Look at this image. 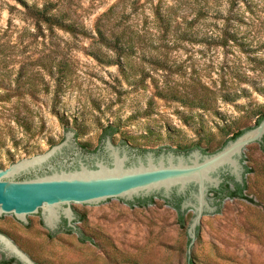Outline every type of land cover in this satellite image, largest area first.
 <instances>
[{
	"label": "rangeland",
	"instance_id": "1",
	"mask_svg": "<svg viewBox=\"0 0 264 264\" xmlns=\"http://www.w3.org/2000/svg\"><path fill=\"white\" fill-rule=\"evenodd\" d=\"M43 9L80 32L40 21ZM263 116L264 0H0V169L70 132L85 153L108 139L138 157L212 152ZM246 166L253 200L221 204L201 264H264L262 148ZM74 211L87 242L75 228L58 238L43 217H0V231L39 264H195L194 214L182 228L161 198Z\"/></svg>",
	"mask_w": 264,
	"mask_h": 264
},
{
	"label": "water",
	"instance_id": "2",
	"mask_svg": "<svg viewBox=\"0 0 264 264\" xmlns=\"http://www.w3.org/2000/svg\"><path fill=\"white\" fill-rule=\"evenodd\" d=\"M81 141L82 137L70 132L48 152L0 169V217H16L31 227L32 217H43L58 238L67 233L61 228L66 222L85 237L77 222L80 213L74 209H106L152 197H156L153 204L160 198L170 202L181 199V211L188 213L189 219L194 214L188 227L189 252L197 240L193 259L201 264L210 218L222 214L211 191L221 189L225 175L242 187L248 185L246 152L262 148L264 119L215 153L198 148L178 155L170 152L157 157L149 152L138 157L136 152L118 148L116 139L112 143L108 139L107 150L95 154L85 153ZM8 235L0 231V252L21 264H39ZM2 258L0 253V262Z\"/></svg>",
	"mask_w": 264,
	"mask_h": 264
},
{
	"label": "trees",
	"instance_id": "3",
	"mask_svg": "<svg viewBox=\"0 0 264 264\" xmlns=\"http://www.w3.org/2000/svg\"><path fill=\"white\" fill-rule=\"evenodd\" d=\"M35 14L36 16H38L39 20L44 22V23H47V24H50V25H55V26H58L60 27L61 29L63 30H66L70 33H74V34H77L78 32H80V29L78 27H76L75 25H72V24H68L66 23L64 20L60 19V18H57L55 17L54 15L50 14L48 12L47 9H43V10H37L35 11ZM100 32V36L103 38V41L104 42H107V37L101 32ZM231 38H235L233 35H231ZM227 43H225V45H227ZM202 106V105H201ZM203 107V106H202ZM204 109H206L204 107ZM264 119V116L262 118H260L258 121H257V125ZM248 129H251L248 128ZM247 129V130H248ZM244 131L246 130H243V131H240L238 133H236V135L234 137H232V139H235L237 138L238 136H240ZM117 132L116 129H113V128H109L106 130V134H110V135H113ZM231 140V139H230ZM229 140H227L222 147H224L226 145V143L228 142ZM261 144V147H262V150L264 152V143H260ZM221 147V148H222ZM199 148V147H198ZM86 150V149H85ZM211 149H203V151L205 153H215L217 152L218 150H214L212 152H210ZM191 150L190 149H184L182 152H185V153H189ZM246 160V159H245ZM247 167V172L246 174L250 173L251 172V169ZM248 189V185L246 183L245 186H240V185H236L234 187H231V184L230 183H227L226 187H222V189L219 191V190H213L211 191V194H215V199H218L220 198L221 199V202L219 203L220 205L227 199H246V200H253L251 198H249L248 195H246V191ZM227 191V192H225ZM155 198L156 197H152V198H149V199H145V200H138L137 202L135 203H130V205L132 206H140V207H145V206H148L150 204H153L155 202ZM171 207L175 208L177 211H178V222L179 224L181 225L182 228L186 227V214L187 213H183L181 211V199H177L175 202H170L168 200H165ZM85 219V216H81V215H78V220L77 222H80V221H83ZM63 231L65 232H68V233H71L73 232V229L72 228H68V227H65L63 229ZM89 239L86 238V237H83L82 238V241L83 242H87ZM10 262L4 260L2 261L0 264H9ZM190 264H193V262L190 261Z\"/></svg>",
	"mask_w": 264,
	"mask_h": 264
},
{
	"label": "flooded vegetation",
	"instance_id": "4",
	"mask_svg": "<svg viewBox=\"0 0 264 264\" xmlns=\"http://www.w3.org/2000/svg\"><path fill=\"white\" fill-rule=\"evenodd\" d=\"M247 175V174H246ZM246 178V177H245ZM227 183H230L231 184V187H234V186H236V185H238L235 181H234V179L232 178V177H230V176H228V175H225L224 176V183H223V185H222V187H226V185H227ZM247 183V182H246ZM222 187H221V189H222ZM220 189V190H221ZM219 190V191H220ZM225 192H227V191H225ZM177 200V199H176ZM175 200V201H176ZM210 200H211V197H210ZM174 201V202H175ZM212 202V201H211ZM221 202V199L220 198H218V199H215L214 200V204H218V203H220ZM65 227H67V224H66V222H64V223H62V225H61V228H62V230L65 228ZM6 235H8V234H6ZM9 236V235H8ZM10 237V236H9ZM11 238V237H10ZM14 240V239H13ZM15 241V240H14ZM16 242V241H15ZM1 254H3V256H4V260H6V261H8V262H10V263H12L13 261H16V262H18L17 260H15V259H12V258H8L7 257V255H5L3 252H0ZM9 263V264H10ZM19 263V262H18ZM19 264H21V263H19Z\"/></svg>",
	"mask_w": 264,
	"mask_h": 264
}]
</instances>
